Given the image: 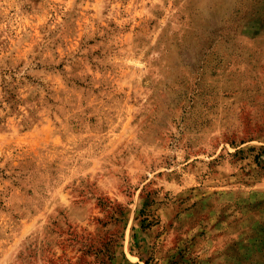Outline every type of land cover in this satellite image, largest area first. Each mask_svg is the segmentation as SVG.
Returning <instances> with one entry per match:
<instances>
[{"label": "rangeland", "instance_id": "374dc122", "mask_svg": "<svg viewBox=\"0 0 264 264\" xmlns=\"http://www.w3.org/2000/svg\"><path fill=\"white\" fill-rule=\"evenodd\" d=\"M0 264H264V0H0Z\"/></svg>", "mask_w": 264, "mask_h": 264}]
</instances>
